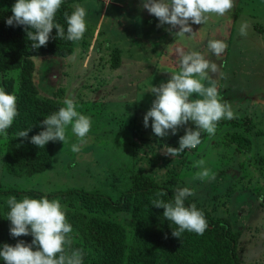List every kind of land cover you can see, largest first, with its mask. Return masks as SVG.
Returning a JSON list of instances; mask_svg holds the SVG:
<instances>
[{
    "label": "rangeland",
    "instance_id": "374dc122",
    "mask_svg": "<svg viewBox=\"0 0 264 264\" xmlns=\"http://www.w3.org/2000/svg\"><path fill=\"white\" fill-rule=\"evenodd\" d=\"M71 5L86 9L87 30L70 55L33 57V82L40 97L72 98L76 110L91 119V130L81 141L69 126L67 142L55 141L50 166L30 176L4 170L6 136L0 134V186L43 192L99 188L114 196L132 173L142 172L173 194L177 188L191 189L194 194L186 200L227 218L240 231V261L264 264V0H235L223 17L210 14L202 25L190 22L193 33L185 35H178V28L169 31L167 24L158 27L141 0H111L108 6L104 0H72ZM245 23L247 36H241ZM212 39L227 44L219 57L207 47ZM177 49L197 51L218 65L219 73L210 75L235 118L219 121L214 135L202 132L195 149L173 157L166 155L168 147L178 148L185 128L195 130V125L188 122L161 138L152 132L151 118L144 127L143 116L155 99L150 87L180 71ZM4 77L14 79L16 96L17 70L1 73L0 87ZM72 144L79 145L78 152ZM199 160L214 179L194 178L202 170L194 167ZM118 219L129 226L127 213Z\"/></svg>",
    "mask_w": 264,
    "mask_h": 264
},
{
    "label": "clouds",
    "instance_id": "9594fccd",
    "mask_svg": "<svg viewBox=\"0 0 264 264\" xmlns=\"http://www.w3.org/2000/svg\"><path fill=\"white\" fill-rule=\"evenodd\" d=\"M63 0H15L12 5V15L5 20L8 26H24L26 35L32 41V49L46 47L53 29L56 38L72 42L82 40L87 30L84 7L77 5L69 15L64 13L67 29L55 22L56 13ZM111 0H104L108 6ZM142 7L156 17L161 25H169L170 29L178 28V35L192 34L191 24L202 25L207 22L210 14L225 16L235 7V0H141ZM191 22V24H190ZM248 25L242 24L239 29L241 36H247ZM210 53L221 56L226 48L225 41L212 39L207 43ZM180 71L170 75L167 82L159 86L152 85L148 90L155 99L150 109L143 116L144 127L149 126L157 137H166L169 130L173 135L181 126L192 122L195 130L185 128V134L179 138V147H168L167 154L178 156L185 149H195L201 143V134L212 136L217 124L223 119L235 118L231 105L221 98L217 81L213 75L218 74V65L197 51L185 52L177 49ZM34 59H39L34 56ZM75 59V55L69 57ZM208 82V86L205 85ZM64 106L43 119L44 130L33 135L30 143L38 148H44L48 142H67V129L81 141L91 130V119L76 108L72 98L63 101ZM18 115L17 98L0 87V134L7 135V129ZM31 129V128H30ZM30 129L16 133L19 138H28ZM73 152L79 151L78 144H72ZM204 160H199L194 167L202 168L194 178L214 179L209 169L204 168ZM194 193L191 189L177 188L173 201L162 199L153 201V206L163 208V217L177 226L172 230V236L180 238L185 231L203 234L207 229V221L201 210L195 204L185 206L184 201ZM166 195L164 192L157 196ZM10 211L7 219L11 223L9 229L13 237H33L31 244L18 241L14 246L4 244L0 248V258L4 264H83L84 253L80 249L71 248L72 225L68 222L66 213L58 199H48L47 196L21 200L10 196L7 199ZM35 247L36 250H33Z\"/></svg>",
    "mask_w": 264,
    "mask_h": 264
},
{
    "label": "trees",
    "instance_id": "16d2710c",
    "mask_svg": "<svg viewBox=\"0 0 264 264\" xmlns=\"http://www.w3.org/2000/svg\"><path fill=\"white\" fill-rule=\"evenodd\" d=\"M72 0H63L56 13L55 22L67 29L64 13L74 10ZM14 0H0V74L17 70L18 115L7 130L3 152V168L12 175L30 176L45 171L51 164L55 142L44 148L30 143L33 135L44 130L43 119L57 112L64 104L53 98L37 95L33 82L34 56L66 57L73 52L74 42L56 38L53 29L46 47L32 49L24 26H8L5 20L12 15ZM114 59L113 66H117ZM14 79L4 77L2 88L13 93ZM31 128V129H30ZM30 129L28 138H19L16 133ZM164 192L166 195L157 196ZM17 200L25 196L58 199L66 213L73 231L74 249L86 253L83 264H244L238 256L240 231L231 227L225 217L212 216L201 210L207 221L203 234L185 231L181 237L172 236L177 226L163 217V208L153 206V201H173L171 188L153 180L145 173H132L127 184L114 196L101 189L67 187L43 192L39 189H18L0 186V248L4 244L14 246L18 241L31 244L33 237L10 235V211L7 199ZM185 206L192 203L184 201ZM127 213L129 226L119 221L118 215ZM33 250H36L35 247ZM0 264H4L0 258Z\"/></svg>",
    "mask_w": 264,
    "mask_h": 264
}]
</instances>
